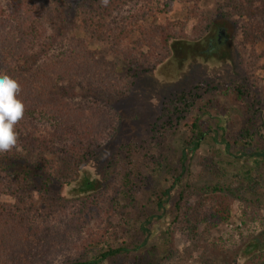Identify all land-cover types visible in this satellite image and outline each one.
<instances>
[{
  "label": "rangeland",
  "instance_id": "obj_1",
  "mask_svg": "<svg viewBox=\"0 0 264 264\" xmlns=\"http://www.w3.org/2000/svg\"><path fill=\"white\" fill-rule=\"evenodd\" d=\"M10 1L0 0V8ZM43 1L53 13L61 14L60 32L81 39L91 52L111 64L116 76L125 71L137 33L115 49L124 53H112L110 47L95 42L79 28L75 10L94 7L101 0ZM124 2L127 4L117 10L119 14L113 12V20H118L120 14L141 11L145 32L152 33L153 52L148 55L144 49L145 57L133 59L141 73L126 92L122 91L125 93H118L112 101V110L119 119L115 131L99 147L71 159L79 169L77 176L87 173L99 181L96 195L91 196L96 209L86 215L78 202L70 203L75 197L71 188L51 192H60L67 210L78 209L79 213L73 224L76 238L66 247L61 246L55 259L45 261H83L109 245L125 246L128 251L104 264H246L251 244L264 241V139L260 133L264 107L257 104L264 85L262 61L254 68L247 66L245 50L251 47L244 46L243 50L241 45V21L226 13L221 16V0ZM192 10L194 19L184 21V15ZM238 93L252 110H257L255 128L259 130L248 146L234 139L247 120L246 111L237 101ZM194 123V128H189ZM198 132L203 137L190 153L193 145L186 142ZM182 149L187 154L183 170L178 163ZM128 163L134 185L131 200L120 193L123 165ZM222 171L225 176L218 177ZM246 172L262 177L258 195L243 194L251 202L258 200L260 207L225 199L229 218L209 232H205L204 224L196 225L191 232L189 226L175 223L174 204L183 191L190 194L189 202L202 211L211 204V198H217L204 194L203 188L229 181L234 187L235 175L239 176L237 182L245 186ZM176 175L180 176L177 180L173 179ZM166 189L171 197L168 201L165 197L157 208L156 198ZM37 203L34 209L41 208L42 203ZM56 222L55 232L65 237L64 225L71 221Z\"/></svg>",
  "mask_w": 264,
  "mask_h": 264
},
{
  "label": "trees",
  "instance_id": "obj_2",
  "mask_svg": "<svg viewBox=\"0 0 264 264\" xmlns=\"http://www.w3.org/2000/svg\"><path fill=\"white\" fill-rule=\"evenodd\" d=\"M137 1L151 3V0ZM126 4L124 0H108L107 5L75 10L79 28L95 42L110 47L112 53L121 51L115 49L128 41L129 36L138 34L130 47L126 69L119 77L111 64L97 57L81 39L59 31L61 14L53 13L45 1L11 0L5 8H0V74H7L20 83L19 98L25 104L24 118L16 125L18 143L12 151L0 154V264H51L45 260L55 259L60 247H66L76 238L73 224L78 220L79 211L69 212L60 192L52 194L53 190L71 188L75 197L70 203L78 202L86 215L96 209L91 196L96 195L99 181L87 173L77 176L79 169L71 159L99 147L115 131L119 119L112 110V101L118 93H125L133 78L141 73L136 70L138 65L135 66L133 59L145 57L144 49L151 55L154 48L152 33L145 32L141 11L120 14L118 20H113V14ZM219 9L221 16L226 13L241 21V45L243 50L244 46L251 47L245 50L247 66L254 68L262 61L260 68L264 70V0H221ZM191 12L184 15V21L194 19ZM238 95L237 101L246 111L247 120L234 139L248 146L259 130L255 128L257 110H252ZM209 103L207 98L205 104ZM257 104L264 107V85ZM194 126L195 123L189 128ZM260 133L264 139V126ZM202 137L203 133L198 132L186 142L193 145L190 153L198 148ZM178 157L183 170L187 157L184 149ZM203 169L209 171L206 166ZM131 171V165L124 164L120 178L123 185L120 193L129 200L134 187ZM177 175L173 179L180 177ZM217 176H225V172ZM233 177V183L237 184L234 187L228 180L203 188L204 194L217 198H211V204L202 211L200 206L189 202L190 194L183 191L174 204L175 223L189 226L191 232L196 225L204 224L205 232H209L229 218L225 199L260 207L258 200L251 202L243 194H257L263 182L261 175L246 172L245 186L237 182L238 175ZM168 194L166 189L157 196V208L162 206L165 197L169 200L171 193ZM38 201L42 206L34 209ZM58 220L71 221L64 225L65 237L54 230ZM126 251L125 246L108 245L91 259L73 260L68 264H104ZM246 257V264H264V241L251 244Z\"/></svg>",
  "mask_w": 264,
  "mask_h": 264
},
{
  "label": "clouds",
  "instance_id": "obj_3",
  "mask_svg": "<svg viewBox=\"0 0 264 264\" xmlns=\"http://www.w3.org/2000/svg\"><path fill=\"white\" fill-rule=\"evenodd\" d=\"M107 3L101 0V4ZM21 91L16 79L0 74V154L12 151L18 143L16 125L25 114V104L19 98Z\"/></svg>",
  "mask_w": 264,
  "mask_h": 264
}]
</instances>
